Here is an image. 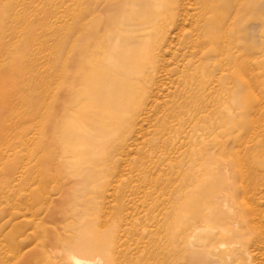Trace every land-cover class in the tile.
<instances>
[{
    "label": "rangeland",
    "instance_id": "374dc122",
    "mask_svg": "<svg viewBox=\"0 0 264 264\" xmlns=\"http://www.w3.org/2000/svg\"><path fill=\"white\" fill-rule=\"evenodd\" d=\"M72 256L264 264V0H0V264Z\"/></svg>",
    "mask_w": 264,
    "mask_h": 264
},
{
    "label": "bare ground",
    "instance_id": "6f19581e",
    "mask_svg": "<svg viewBox=\"0 0 264 264\" xmlns=\"http://www.w3.org/2000/svg\"><path fill=\"white\" fill-rule=\"evenodd\" d=\"M153 76V75H152ZM154 79V78H153ZM115 93V92H114ZM10 147V146H9ZM61 253V252H60ZM63 254H61V256H62ZM55 257V256H54ZM72 259H73V261H74V263H76V264H84L83 263V261L82 260H80V259H78V258H76V257H74V256H72ZM55 259H53V261H54ZM56 261V260H55ZM85 262V261H84ZM59 263H60V261H59ZM85 263H88V262H85ZM92 263V262H91ZM90 263V264H91Z\"/></svg>",
    "mask_w": 264,
    "mask_h": 264
}]
</instances>
